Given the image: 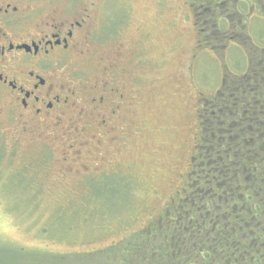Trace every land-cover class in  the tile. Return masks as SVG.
Here are the masks:
<instances>
[{
	"label": "rangeland",
	"instance_id": "1",
	"mask_svg": "<svg viewBox=\"0 0 264 264\" xmlns=\"http://www.w3.org/2000/svg\"><path fill=\"white\" fill-rule=\"evenodd\" d=\"M12 3L28 8L31 17L18 30L29 36L52 18L58 24L89 16L84 56L68 60L66 72L93 84L109 79L104 67L114 66L120 91L127 79V106L108 133L88 109L80 120L75 105L59 120L20 117L0 90V264H96L106 255L108 264H118L186 171L180 163L196 122L197 92L209 98L221 70L242 72L244 54L232 47L225 59L220 47L206 54L195 48L190 63L196 41L182 0ZM255 26L253 43L263 46L264 24ZM83 166L99 169L84 173Z\"/></svg>",
	"mask_w": 264,
	"mask_h": 264
},
{
	"label": "flooded vegetation",
	"instance_id": "2",
	"mask_svg": "<svg viewBox=\"0 0 264 264\" xmlns=\"http://www.w3.org/2000/svg\"><path fill=\"white\" fill-rule=\"evenodd\" d=\"M181 4L196 41L190 63L197 50L206 54L220 47L226 59L233 47L243 52L245 68L237 74L221 70L220 86L209 98L197 92L196 122L186 141L185 163H180L186 171L141 233L158 237L159 249L171 264H264V45L257 46L251 37L257 34L256 23L264 24V0ZM30 17L28 8L0 0V90L20 117L59 120L64 109L75 105L80 120L88 109L110 133L112 119L127 106V79L120 91L114 66L104 67L109 79L95 78L93 84L65 68L68 60L84 56L81 41L87 39L89 16L58 24L52 18L42 27L35 25L34 36L18 30ZM121 50V45L113 50L119 59ZM226 83L246 89L234 96L222 89ZM83 168L84 173L99 169Z\"/></svg>",
	"mask_w": 264,
	"mask_h": 264
},
{
	"label": "trees",
	"instance_id": "3",
	"mask_svg": "<svg viewBox=\"0 0 264 264\" xmlns=\"http://www.w3.org/2000/svg\"><path fill=\"white\" fill-rule=\"evenodd\" d=\"M222 89H226L228 92L230 91L231 94H233L234 96H239V95H242L241 94L242 91H245L246 88H244L243 84L239 85L237 83H226ZM238 99L242 101L241 102L242 104L245 103L243 102V99L241 97H239ZM220 104L221 102L218 104V108ZM99 183L102 186H107V184H109L108 181L106 184H104V181H100ZM101 189L108 190V187L107 188L102 187ZM142 238H144L143 240L146 242V244L141 243V240L140 241L137 240V241H133L134 244H132L131 246L127 245L125 248L122 249L120 255L121 256L125 255V256H123L122 260L118 264H171L170 258L169 257L167 258L164 255V253H162V251L159 249L158 242H157L158 237L154 239L153 234L150 233V235L147 234L145 237H142ZM23 256L24 254L22 255V260L24 258ZM161 257L163 258V260H161ZM108 261L109 260L106 255V259L102 261L103 263L101 262V263H96V264H108L107 263ZM19 262H21V260H19Z\"/></svg>",
	"mask_w": 264,
	"mask_h": 264
}]
</instances>
